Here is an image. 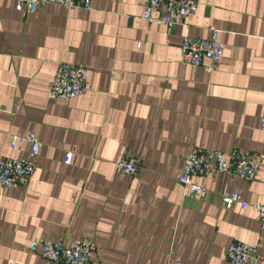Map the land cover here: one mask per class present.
Returning <instances> with one entry per match:
<instances>
[{
  "label": "crops",
  "instance_id": "0c3cea01",
  "mask_svg": "<svg viewBox=\"0 0 264 264\" xmlns=\"http://www.w3.org/2000/svg\"><path fill=\"white\" fill-rule=\"evenodd\" d=\"M146 3L25 12L0 0V156L28 151V142L11 146L12 133L35 130L42 141L29 184L0 183V264H45L30 240L82 236L96 241L89 264H232L235 240L260 244L264 264L258 211L223 207L219 193L264 202V163L253 180L207 178L206 199L178 179L196 144L264 153V0H199L170 32L143 17ZM212 26L225 49L209 72L185 63L181 44ZM61 59L87 65L89 90L47 96ZM125 154L138 157L137 172L117 170Z\"/></svg>",
  "mask_w": 264,
  "mask_h": 264
},
{
  "label": "built area",
  "instance_id": "2783aa9c",
  "mask_svg": "<svg viewBox=\"0 0 264 264\" xmlns=\"http://www.w3.org/2000/svg\"><path fill=\"white\" fill-rule=\"evenodd\" d=\"M46 2H57L69 8H90L92 0H16V8L33 12ZM199 5V0H147L143 10V17L166 26L172 31L174 25L182 23L184 19L192 17ZM164 6V10L161 7ZM157 11L160 13L156 14ZM225 43L220 38V29L211 27L209 36L185 35L181 44V58L185 63L203 67L206 71L216 70L224 56ZM90 89L88 67L84 63H77L61 59L57 63L54 77L49 81L47 96L52 99H72ZM264 126V121H263ZM28 142V151L18 157L0 156V183L4 186L28 185L37 166L42 141L35 130L26 133H12L11 146L17 147ZM73 151L65 155V162L70 163ZM120 172L133 174L137 172L141 163L138 157L125 154L115 161ZM264 163V153L234 148L225 151L218 148H208L193 145L184 157L182 172L178 179L189 191L200 199L208 198L210 187L207 178L219 173L253 180L257 177ZM220 204L231 208L235 205L252 206L258 211L264 228V202H249L242 193L223 188L220 190ZM264 235V230L262 236ZM29 246L38 250L45 258V264H89L96 249L93 237H75L67 242L64 238H35L30 240ZM226 256L232 264H259L260 244H252L242 240L231 241L226 246ZM7 264H16V260L9 259ZM169 264H190L175 259Z\"/></svg>",
  "mask_w": 264,
  "mask_h": 264
}]
</instances>
